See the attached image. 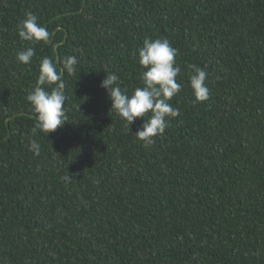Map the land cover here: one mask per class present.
I'll return each instance as SVG.
<instances>
[{
    "label": "trees",
    "instance_id": "trees-1",
    "mask_svg": "<svg viewBox=\"0 0 264 264\" xmlns=\"http://www.w3.org/2000/svg\"><path fill=\"white\" fill-rule=\"evenodd\" d=\"M28 11L49 43L18 37ZM148 37L178 50L183 87L169 101L180 115L144 146L142 118L128 129L100 83L141 86ZM70 55L66 123L37 132L34 155L26 96L43 57ZM0 264H264V0H0Z\"/></svg>",
    "mask_w": 264,
    "mask_h": 264
},
{
    "label": "clouds",
    "instance_id": "clouds-1",
    "mask_svg": "<svg viewBox=\"0 0 264 264\" xmlns=\"http://www.w3.org/2000/svg\"><path fill=\"white\" fill-rule=\"evenodd\" d=\"M18 37L30 44L40 42L49 43L51 34L45 26L38 23V16L28 11L16 25ZM54 47L56 45H53ZM178 50L172 47L167 38H145L142 46L137 49L136 59L143 71L140 74V84L129 94L126 88H122L119 78L115 73L104 76L100 87L108 93L111 101V109L117 116L129 126L137 118L143 122L134 133L138 141L144 146L155 143V137L162 135L168 126V121L180 115V109L173 107L169 101L182 89V84L177 82V76L181 68L176 64ZM35 55L34 47H27L16 54L18 63L28 65ZM57 63L62 64L57 71ZM78 63L75 55L65 57L62 61L54 62L45 56L40 60L39 74L26 96L35 114V123L28 137V149L34 155H39L40 144L33 138L37 132L46 135L62 127L66 123L64 102L65 84L62 73L76 74ZM190 70L188 86L191 89L194 101L202 102L208 99L210 90L205 81L207 72L195 64L187 66ZM55 85L50 91H46L44 85ZM62 179L70 183V175Z\"/></svg>",
    "mask_w": 264,
    "mask_h": 264
}]
</instances>
